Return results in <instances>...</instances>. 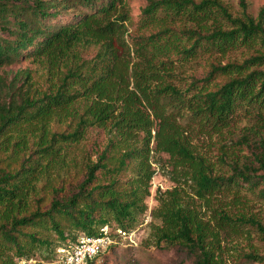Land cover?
Instances as JSON below:
<instances>
[{
  "label": "trees",
  "instance_id": "obj_1",
  "mask_svg": "<svg viewBox=\"0 0 264 264\" xmlns=\"http://www.w3.org/2000/svg\"><path fill=\"white\" fill-rule=\"evenodd\" d=\"M239 1L245 9V0ZM122 4L123 0H0V68L22 57L45 56L58 64L66 58L68 49L88 37L104 39L120 31L127 20L121 11ZM70 10H74L73 17L63 20L64 13ZM159 13L163 21L184 20L189 25L178 31L166 28L150 35L147 41L154 51L146 59L156 60L161 52L193 57L203 46L225 53L239 45L249 48L256 42L264 44V6L256 18L246 13L239 18L232 17L221 0H148L142 11L143 22L156 20ZM224 21L232 27L224 28ZM101 52L98 50L90 62L68 66L59 83L38 96L30 95L28 88L17 86L20 74L26 76L27 82L28 71L17 72L8 83L0 77V137L8 143L15 138L9 159L17 160L18 152L27 146L29 133L39 132L37 149L19 162L18 167H11L5 159H0V264H18L19 259L31 258L32 245L48 244L47 239L39 237L38 228L57 235L59 242L54 246L53 258L56 248L72 247L81 236H97L106 225L112 230L138 228L140 234L153 216L160 220L159 225H152L155 244L180 245L194 264H222L219 237L228 226L237 232L242 225L250 224L264 237V227L253 217L230 215L221 208L214 210L217 228H213L195 208L179 198L175 189L166 191L169 197L159 198L156 208L153 202L150 219L142 225L148 215L149 198H153L155 192L151 193L150 189L154 173L149 163L152 122L150 114H142L138 107L142 105L141 99L134 91L122 92L113 85V63ZM85 64L89 66L84 68ZM262 64L264 53H258L240 64L227 63L212 68L211 73L236 75L216 90L199 91L195 95V105L206 124L215 129L227 126L242 103L258 104V108L264 110V68L249 70L252 65ZM136 87L148 100L145 88ZM79 97L89 103L84 113L77 116L71 132L51 131L49 121L75 114L74 104ZM155 116L160 118L156 113ZM107 120L112 121L118 142L129 146L120 154L117 164L109 170L105 153H100L96 162L87 166L85 176L74 191L61 198H52L44 211L25 214L38 175L39 161L33 155L56 152L60 147H55L56 144L76 142L83 137L85 127L102 126ZM136 131L144 133L139 147L131 142ZM154 138L155 151L175 158L176 165L188 171L186 175L198 199H207L230 183L238 185L241 182L250 187L260 186L264 194V141H259L249 162L239 165L231 160L233 172L225 177L213 175L205 160L193 153L176 129L162 125ZM131 159H135V165L131 166L132 176L125 181L119 180L114 174L125 171ZM102 171L111 175L103 176ZM138 239L140 243V236ZM131 248L111 246L86 264H96L114 250ZM245 256L251 260L260 259L253 254Z\"/></svg>",
  "mask_w": 264,
  "mask_h": 264
},
{
  "label": "rangeland",
  "instance_id": "obj_2",
  "mask_svg": "<svg viewBox=\"0 0 264 264\" xmlns=\"http://www.w3.org/2000/svg\"><path fill=\"white\" fill-rule=\"evenodd\" d=\"M221 1L232 17L239 18H243L244 13L256 18L260 8L264 6V0H245V9L239 0ZM147 2L148 0H123L121 11L125 13L127 20L120 31H115L104 39L88 37L84 42L68 49L64 56L66 58L58 64L45 56L22 57L19 61L2 66L0 77L4 83H8L17 72L26 70L29 72V79L26 82V76L20 74L16 81L17 86H22L24 90L28 88L30 95L38 96L53 89L68 66L90 62L97 56L98 50H101V53L113 63L111 76L113 85L122 92L134 91L141 99L142 105L138 107L142 114L145 116L150 114L152 139L149 145V163L154 170L150 189L151 193L154 190L155 192L153 198H149L148 204L151 203L152 206L154 202L156 208L159 204L158 199L169 197L165 192L175 189L179 198L195 208L198 215L209 221L215 229L217 225L214 210L219 208L226 210L230 215L243 214L246 217H253L264 227V194L260 191V186L250 187L245 182L238 185L230 183L227 188L207 199H198L193 194L189 175H186L188 171L185 167L176 165L175 158L164 152L155 151L154 138L162 125H165V128L176 129L193 153L205 160L213 175L230 176L233 172L231 160H236L239 165L252 160V152L256 151L257 144L264 141V110L258 108V104L242 103L233 112L227 126L215 129L202 118L195 105L197 102L195 95L199 91L216 90L230 77L236 75L211 73L214 66L240 64L251 55L264 53V44L256 42L249 48L239 45L227 49L225 53L203 46L197 49L193 57L182 58L181 54L176 52L168 54L161 52L156 60L146 59L154 51L152 44L147 41L150 35L166 28L172 32L178 31L189 25L184 20L163 21L159 18L161 13L156 20L144 23L142 11ZM73 11H66L63 20L71 19ZM222 24L224 28L232 27L225 21ZM162 41L163 39L160 40ZM87 66L89 65L85 64L84 68ZM262 68L264 64L252 65L249 70ZM206 77H209L208 81L203 82ZM136 86L145 88L148 100ZM87 103L89 100L77 98L74 104L76 113L60 120L51 119L48 123L49 129L54 132H71L77 116L84 113ZM155 113L160 118L156 117ZM38 133H29L27 146L18 152L17 160L9 159L10 153L14 151L12 143L15 138L8 143L1 136L0 159H5L11 167H18L19 162L37 149ZM143 134L142 131H136L135 138L131 141L132 145L141 146ZM116 135L112 121L107 120L102 126L94 124L85 127L83 137L76 142L56 144L55 147L60 146L56 152L33 155L38 157V175L25 214L33 210L44 211L52 198H61L74 191L85 176L87 166L96 162L100 153H105L106 164L111 170L117 164L120 154L129 147L127 143L118 142ZM129 162L130 166L125 171L114 174L121 181L127 180L133 174L131 166L135 165V159ZM101 175L111 174L102 171ZM159 224L160 220L153 216L151 223L138 234L141 242L137 247L114 250L104 255L96 264H194L180 245L155 244L152 225ZM38 230L39 237L47 239L48 244L32 245L29 250L31 258L35 260L32 264H49L54 246L59 240L51 230L43 228ZM219 239L218 251L222 264H264V237L256 227L245 224L236 232L230 230L228 226L220 232ZM245 254H253L260 259L251 260Z\"/></svg>",
  "mask_w": 264,
  "mask_h": 264
},
{
  "label": "built area",
  "instance_id": "obj_3",
  "mask_svg": "<svg viewBox=\"0 0 264 264\" xmlns=\"http://www.w3.org/2000/svg\"><path fill=\"white\" fill-rule=\"evenodd\" d=\"M151 207V203H149L148 215L142 225L149 221ZM100 232L97 236H81L72 247L60 246L56 248L55 255L49 264H86L98 253L106 252L111 246L135 248L139 244L138 228H116L112 230L106 225L100 229ZM34 262L35 260L32 258L18 260V264H32Z\"/></svg>",
  "mask_w": 264,
  "mask_h": 264
}]
</instances>
